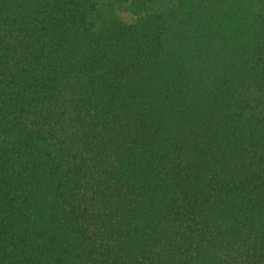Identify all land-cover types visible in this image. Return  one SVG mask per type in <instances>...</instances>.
I'll return each instance as SVG.
<instances>
[{"label": "trees", "instance_id": "16d2710c", "mask_svg": "<svg viewBox=\"0 0 264 264\" xmlns=\"http://www.w3.org/2000/svg\"><path fill=\"white\" fill-rule=\"evenodd\" d=\"M0 0V264H264V0Z\"/></svg>", "mask_w": 264, "mask_h": 264}, {"label": "rangeland", "instance_id": "374dc122", "mask_svg": "<svg viewBox=\"0 0 264 264\" xmlns=\"http://www.w3.org/2000/svg\"><path fill=\"white\" fill-rule=\"evenodd\" d=\"M132 1L133 0H103L102 2L106 14L109 13L108 9L110 5L113 4L111 8L116 12L118 17L126 22H130L133 19V15L128 10V7Z\"/></svg>", "mask_w": 264, "mask_h": 264}]
</instances>
